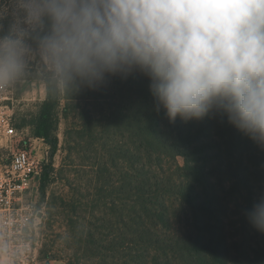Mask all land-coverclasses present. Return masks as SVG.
<instances>
[{"label":"clouds","instance_id":"obj_1","mask_svg":"<svg viewBox=\"0 0 264 264\" xmlns=\"http://www.w3.org/2000/svg\"><path fill=\"white\" fill-rule=\"evenodd\" d=\"M134 72L170 123L226 116L264 147V0H0V93ZM246 216L264 232V192Z\"/></svg>","mask_w":264,"mask_h":264},{"label":"trees","instance_id":"obj_2","mask_svg":"<svg viewBox=\"0 0 264 264\" xmlns=\"http://www.w3.org/2000/svg\"><path fill=\"white\" fill-rule=\"evenodd\" d=\"M113 77L117 78V88H113ZM149 84L147 77L134 72L127 78L109 77L104 86L89 89L107 105L117 95L127 96L122 98L127 99V114L118 115L129 123V150L124 159L130 164L127 201L133 203L129 219L120 220L122 229L117 235L109 237L101 233L99 238L96 234L82 232L78 243L85 245V255L92 244H98L93 255L98 257L99 264H229L227 242L221 247L222 260L214 256L212 262L208 255L215 254V241L206 237L199 245V240L204 238L201 233L207 232L211 225L202 213L218 219L217 206L221 203L213 210L214 204L210 201L215 203L216 200L210 198L205 203L204 196L212 193L223 200L222 192L227 183L232 182L231 195L251 196L252 207L254 190L251 192L253 183L248 170L254 159L264 160L260 158L264 147L230 125L226 116H206L188 122L177 118L170 123L163 110L159 113L154 110ZM58 102V94L47 89L35 131L37 137L46 140L54 150L58 140L51 137L49 127ZM115 104L112 107L115 113H122L121 104ZM108 116L116 117L114 112ZM250 143L254 152H248ZM178 157L185 159L184 168L178 165ZM177 203L182 209L176 207ZM242 251L244 255L239 260L247 264L264 262V254L257 252V248L253 250L257 260L253 253ZM79 259L77 264H83Z\"/></svg>","mask_w":264,"mask_h":264},{"label":"rangeland","instance_id":"obj_3","mask_svg":"<svg viewBox=\"0 0 264 264\" xmlns=\"http://www.w3.org/2000/svg\"><path fill=\"white\" fill-rule=\"evenodd\" d=\"M111 81L113 88H117V78ZM6 94L11 99L2 103L0 98V109L3 105L9 107L7 111L23 140L21 148L30 150L32 140L38 138L36 124L47 98V88L36 81H25L4 96ZM124 97L127 96L123 94ZM58 98L49 127L51 137L58 140L57 149H52L44 140L45 146L42 145L37 154L40 173L34 197L42 220L34 229L33 239L39 250L34 264H77L78 258L83 264H99L98 257L93 255L98 244H92L85 255V245L78 240L82 239V232L96 234L99 238L101 233L115 236L122 229L120 220L129 219L133 203L127 201L126 194L130 164L124 159L129 150V123L118 115L127 114V99L117 95L107 105L89 89L70 96L58 94ZM116 102L121 104L122 113H115L112 108ZM117 106L115 104L116 109ZM110 112L116 117H109ZM252 148L250 143L248 152ZM260 158H264V154ZM176 161L180 168L185 167L183 157ZM249 168V179L253 183L250 189L254 190L252 196L256 200L264 192V160L254 159ZM231 190L232 182H228L222 192L223 200L212 193L204 196L205 203L210 198L216 200L217 203L210 201L214 204L213 210L221 203L217 206L218 219L202 213L211 225L207 232L201 233L204 238L199 240V245L206 237L215 241V254L208 255L212 262L214 256L222 260L221 247L227 242L229 264H247L239 260L244 255L242 250L253 253L257 260L253 250L257 248V252L264 254V232L257 230L246 216V210L251 208V196L240 198L239 193L231 195ZM176 207L182 209L178 203ZM109 237L107 242L111 241Z\"/></svg>","mask_w":264,"mask_h":264},{"label":"built area","instance_id":"obj_4","mask_svg":"<svg viewBox=\"0 0 264 264\" xmlns=\"http://www.w3.org/2000/svg\"><path fill=\"white\" fill-rule=\"evenodd\" d=\"M4 94L2 103L11 99ZM8 108L0 109V255L4 264H34L39 252L34 229L42 220L34 197L40 173L37 154L45 143L34 138L30 150L21 148L23 140Z\"/></svg>","mask_w":264,"mask_h":264}]
</instances>
